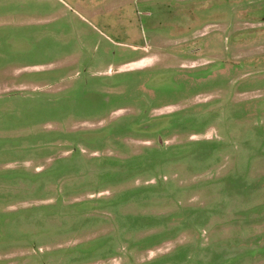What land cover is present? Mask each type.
<instances>
[{
	"label": "rangeland",
	"instance_id": "rangeland-1",
	"mask_svg": "<svg viewBox=\"0 0 264 264\" xmlns=\"http://www.w3.org/2000/svg\"><path fill=\"white\" fill-rule=\"evenodd\" d=\"M0 264H264V0H0Z\"/></svg>",
	"mask_w": 264,
	"mask_h": 264
},
{
	"label": "trees",
	"instance_id": "trees-1",
	"mask_svg": "<svg viewBox=\"0 0 264 264\" xmlns=\"http://www.w3.org/2000/svg\"><path fill=\"white\" fill-rule=\"evenodd\" d=\"M233 40H234V38H233ZM126 128H128V127H125V129H126Z\"/></svg>",
	"mask_w": 264,
	"mask_h": 264
}]
</instances>
